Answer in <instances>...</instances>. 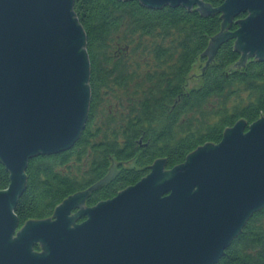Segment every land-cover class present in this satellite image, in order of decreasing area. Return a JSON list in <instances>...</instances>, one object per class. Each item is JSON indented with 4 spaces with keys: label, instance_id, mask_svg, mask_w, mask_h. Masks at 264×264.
Instances as JSON below:
<instances>
[{
    "label": "water",
    "instance_id": "95a60500",
    "mask_svg": "<svg viewBox=\"0 0 264 264\" xmlns=\"http://www.w3.org/2000/svg\"><path fill=\"white\" fill-rule=\"evenodd\" d=\"M116 1L185 13L196 7L201 18L220 14L219 32L201 36L207 45L180 88L185 97L200 89L201 72L227 39H234L239 58L224 77L246 60L264 62V0H223L216 9L203 0ZM72 2L0 0V166L8 181L0 191V264H214L250 215L264 208V115L247 127L238 120L223 129L218 144L196 147L171 170L164 171V159L154 160L135 185L87 207L88 193L116 175L115 165L130 170L129 161L106 155L101 180L54 206L50 217L26 219L17 229L13 208L27 161L71 148L87 118L85 36ZM239 15L245 16L233 22L236 31L226 33ZM199 57L206 61L196 70Z\"/></svg>",
    "mask_w": 264,
    "mask_h": 264
},
{
    "label": "trees",
    "instance_id": "16d2710c",
    "mask_svg": "<svg viewBox=\"0 0 264 264\" xmlns=\"http://www.w3.org/2000/svg\"><path fill=\"white\" fill-rule=\"evenodd\" d=\"M222 2L202 4L216 9ZM194 9L185 13L180 7L146 9L136 1L73 0L71 12L85 36L89 68L87 118L71 148L27 161L23 191L13 208L17 229L26 219L50 217L54 206L101 180L107 156L114 163L129 161L133 168L115 165L116 175L88 193L87 207L135 185L154 160L164 159V171L171 170L196 147L218 144L223 129L238 120L247 127L264 115V62L246 60L224 77V68L239 58L232 38L217 45L213 66L206 64L200 74V89L183 95L180 88L193 59L207 45L201 36L219 32L220 14L201 18ZM244 16L233 19L225 32L236 31L233 22ZM197 61L199 70L206 57ZM7 184L0 166V191ZM32 249L39 251L35 245ZM214 264H264V208L250 215Z\"/></svg>",
    "mask_w": 264,
    "mask_h": 264
},
{
    "label": "rangeland",
    "instance_id": "374dc122",
    "mask_svg": "<svg viewBox=\"0 0 264 264\" xmlns=\"http://www.w3.org/2000/svg\"><path fill=\"white\" fill-rule=\"evenodd\" d=\"M198 64H199V63H198ZM198 66H199V65H198ZM196 70H197V68H196ZM113 108H114V106H113V102H111V104H109V105L106 106V110H107L108 112L112 111ZM95 118H96V116H95ZM96 119H97V118H96ZM95 122H97V120H96ZM129 166H130V169L133 168V164H132V163H130ZM71 214H72V213H71Z\"/></svg>",
    "mask_w": 264,
    "mask_h": 264
},
{
    "label": "flooded vegetation",
    "instance_id": "af4514ba",
    "mask_svg": "<svg viewBox=\"0 0 264 264\" xmlns=\"http://www.w3.org/2000/svg\"><path fill=\"white\" fill-rule=\"evenodd\" d=\"M80 220H82V219H80Z\"/></svg>",
    "mask_w": 264,
    "mask_h": 264
}]
</instances>
